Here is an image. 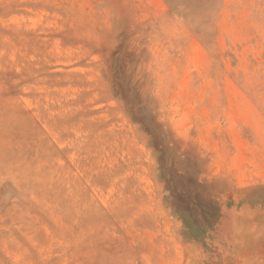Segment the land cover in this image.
I'll return each instance as SVG.
<instances>
[{"label": "rangeland", "instance_id": "374dc122", "mask_svg": "<svg viewBox=\"0 0 264 264\" xmlns=\"http://www.w3.org/2000/svg\"><path fill=\"white\" fill-rule=\"evenodd\" d=\"M255 180L264 0H0V264H202Z\"/></svg>", "mask_w": 264, "mask_h": 264}, {"label": "crops", "instance_id": "0c3cea01", "mask_svg": "<svg viewBox=\"0 0 264 264\" xmlns=\"http://www.w3.org/2000/svg\"><path fill=\"white\" fill-rule=\"evenodd\" d=\"M247 183L226 193L223 221L199 240L202 264H264V181Z\"/></svg>", "mask_w": 264, "mask_h": 264}]
</instances>
